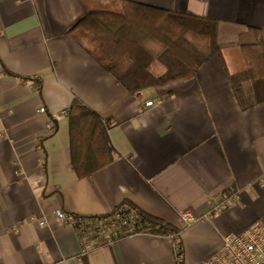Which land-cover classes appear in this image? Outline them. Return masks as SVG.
<instances>
[{"label":"crops","instance_id":"1","mask_svg":"<svg viewBox=\"0 0 264 264\" xmlns=\"http://www.w3.org/2000/svg\"><path fill=\"white\" fill-rule=\"evenodd\" d=\"M88 1L0 0V264H177L174 241L148 233L81 254L55 215L98 217L123 203L179 230L183 264H206L224 235L264 228V102L242 111L228 80L237 60L216 55L190 80L132 96L70 32ZM126 1L216 21L229 54L249 27L264 44V0ZM74 99L107 121L115 152L83 179L70 164ZM230 190L237 206L205 218Z\"/></svg>","mask_w":264,"mask_h":264},{"label":"trees","instance_id":"2","mask_svg":"<svg viewBox=\"0 0 264 264\" xmlns=\"http://www.w3.org/2000/svg\"><path fill=\"white\" fill-rule=\"evenodd\" d=\"M70 32L132 96L176 80H190L216 55L228 63L229 57L237 60L228 80L242 111L264 102V44L257 28L249 27L241 32L229 54V45L217 43L214 20L126 0H91L83 3L82 15ZM66 116L71 168L77 178H87L115 158L108 136L109 125L77 99L66 109ZM120 206L136 210L137 223L132 233L161 236L179 233L131 204ZM101 217L75 216L84 222ZM176 247L181 254L180 260L176 257L177 264H183L181 244Z\"/></svg>","mask_w":264,"mask_h":264},{"label":"built area","instance_id":"3","mask_svg":"<svg viewBox=\"0 0 264 264\" xmlns=\"http://www.w3.org/2000/svg\"><path fill=\"white\" fill-rule=\"evenodd\" d=\"M145 105L150 107L153 102H146ZM44 111L43 107L39 109L41 113ZM52 127L53 124L48 122L45 126L46 131L50 132ZM239 199L240 193L236 190L216 196L215 205L204 217L207 218L217 212L237 206ZM55 215L61 222L73 226L80 238L81 254L88 252L95 244H111L120 237L134 234L132 232H134L137 223L136 210L127 206H119L91 222L78 221L75 216L60 210H57ZM179 218L184 224L195 220V217L189 212L180 213ZM42 224L39 223V225ZM145 225L149 224L145 223ZM178 234L169 237L174 241L175 256L180 260L181 254L176 247L180 244ZM206 264H264V228L262 224L257 222L242 233L224 235L221 249Z\"/></svg>","mask_w":264,"mask_h":264}]
</instances>
